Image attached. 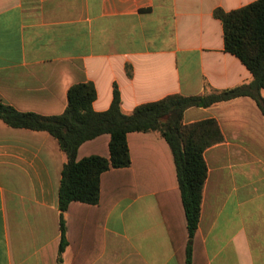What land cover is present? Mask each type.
Segmentation results:
<instances>
[{
  "label": "crops",
  "instance_id": "1",
  "mask_svg": "<svg viewBox=\"0 0 264 264\" xmlns=\"http://www.w3.org/2000/svg\"><path fill=\"white\" fill-rule=\"evenodd\" d=\"M252 1L0 0V103L60 114L67 89L90 81L94 110L109 107L116 85L129 113L168 94L248 82L249 70L224 50L213 11ZM204 119L217 122L222 140L204 150L191 264H264V116L248 96L183 113L184 124ZM127 139L130 167L111 172L125 189L98 223L102 250L88 264H182L164 218L182 226L170 150L154 132ZM64 161L48 132L0 120V264H73L71 245L56 258ZM74 241L75 263L83 264L86 243Z\"/></svg>",
  "mask_w": 264,
  "mask_h": 264
},
{
  "label": "trees",
  "instance_id": "2",
  "mask_svg": "<svg viewBox=\"0 0 264 264\" xmlns=\"http://www.w3.org/2000/svg\"><path fill=\"white\" fill-rule=\"evenodd\" d=\"M214 17L222 24L224 50L236 56L251 73L248 82L226 89L205 87L202 95L168 94L161 99L141 103L129 113L121 109L120 93L113 87L112 100L104 111H96V98L90 81L71 85L66 92L63 112L43 115L19 111L0 103V120L11 127L46 131L58 142L65 161L58 186L60 237L58 256L67 245L73 249L82 241L83 264H88L102 250L98 223L125 186L111 174L127 170L131 164L128 135L133 132H154L167 144L175 169L177 188L175 214L181 218L167 219L172 244L182 259L191 264L192 244L198 231L202 192L207 176L204 150L222 140L214 119L183 123L184 111L192 106L207 107L239 96L252 98L264 116V0H254L241 7L224 10L217 7ZM112 172V173H111ZM112 179V180H111ZM70 217L66 219L64 214ZM172 223V224H171ZM174 223V225H173ZM73 235L76 238L73 240ZM179 241H181L179 243ZM183 246L182 254L179 247Z\"/></svg>",
  "mask_w": 264,
  "mask_h": 264
}]
</instances>
